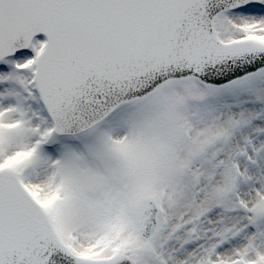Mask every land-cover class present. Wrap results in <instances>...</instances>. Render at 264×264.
I'll list each match as a JSON object with an SVG mask.
<instances>
[{
	"label": "snow or ice",
	"instance_id": "obj_1",
	"mask_svg": "<svg viewBox=\"0 0 264 264\" xmlns=\"http://www.w3.org/2000/svg\"><path fill=\"white\" fill-rule=\"evenodd\" d=\"M0 264H264V0H0Z\"/></svg>",
	"mask_w": 264,
	"mask_h": 264
}]
</instances>
